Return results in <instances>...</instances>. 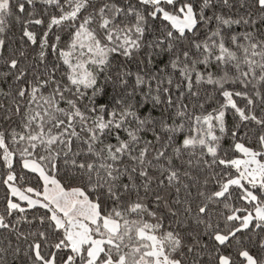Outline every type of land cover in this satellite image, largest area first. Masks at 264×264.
I'll use <instances>...</instances> for the list:
<instances>
[{"label": "snow or ice", "instance_id": "6c2138e0", "mask_svg": "<svg viewBox=\"0 0 264 264\" xmlns=\"http://www.w3.org/2000/svg\"><path fill=\"white\" fill-rule=\"evenodd\" d=\"M0 264H264V0H0Z\"/></svg>", "mask_w": 264, "mask_h": 264}, {"label": "trees", "instance_id": "16d2710c", "mask_svg": "<svg viewBox=\"0 0 264 264\" xmlns=\"http://www.w3.org/2000/svg\"><path fill=\"white\" fill-rule=\"evenodd\" d=\"M14 36H18L19 35V28L14 26L13 27V33H12Z\"/></svg>", "mask_w": 264, "mask_h": 264}]
</instances>
